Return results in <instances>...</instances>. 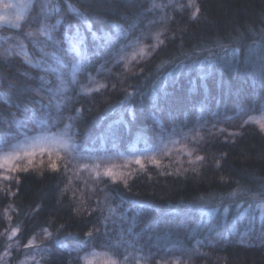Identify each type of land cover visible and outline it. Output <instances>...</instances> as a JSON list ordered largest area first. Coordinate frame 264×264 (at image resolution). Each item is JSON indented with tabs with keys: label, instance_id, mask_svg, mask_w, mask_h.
Masks as SVG:
<instances>
[{
	"label": "trees",
	"instance_id": "1",
	"mask_svg": "<svg viewBox=\"0 0 264 264\" xmlns=\"http://www.w3.org/2000/svg\"><path fill=\"white\" fill-rule=\"evenodd\" d=\"M2 2L0 22L17 19ZM12 2L23 15L25 1ZM53 2L62 31L79 35L57 38L53 73L0 54V139L25 135L26 119L29 130L65 120L83 155L139 157L179 134L190 137L189 159L142 161L91 188L71 183L62 162L4 174L0 155V263L29 254L36 264H83L123 244L142 264H264V218L235 211L264 202V131L246 119L264 114V0H155L151 10L153 0ZM29 12L13 29L0 26L3 52L36 31L40 0ZM130 43L149 48L129 57ZM61 80L62 91H49Z\"/></svg>",
	"mask_w": 264,
	"mask_h": 264
},
{
	"label": "rangeland",
	"instance_id": "2",
	"mask_svg": "<svg viewBox=\"0 0 264 264\" xmlns=\"http://www.w3.org/2000/svg\"><path fill=\"white\" fill-rule=\"evenodd\" d=\"M24 1L26 6V8H24V14L18 15L12 13V7H14L12 4L14 2H12V0H4L8 5H12L11 9L8 8V10H6V13L9 14V16L12 15L13 17H17L18 20L14 18V20L9 23L1 21L0 26L13 29L17 27L16 25L21 24L19 21L20 19L23 20L28 17V13H30L29 10L32 9V3L36 0ZM40 2L43 17L41 22L37 24L36 31L32 33L31 37L27 35L25 39H21L19 43L11 48L10 53L11 56L22 58L24 63H27V65L41 72L53 73L57 67L61 66L57 53L61 49V43L57 38L69 39L70 41L67 40L66 44L69 42L71 43V41L75 43V38L79 35V30L74 28V34L71 36L69 35L70 32L62 31L63 16L60 14V7H58L53 0H40ZM6 3L3 4L7 5ZM42 5L46 6L42 7ZM1 10L4 9L2 8ZM67 12L78 18V15H76L77 13L73 9L67 7ZM1 13L0 17H2ZM53 25L55 27H52ZM59 30L62 31L61 37L58 36ZM158 38L159 34L151 37L152 46L159 42ZM57 42H59V47H57ZM1 43L0 40V54H8L3 52V45H1ZM21 45H23V47H21ZM127 45L128 47H125L124 51L129 54V57H136L149 48L147 45L142 46L141 43L138 45L132 43ZM67 47V51H71L73 46L71 44ZM41 48L43 52H41ZM17 53H19V55H17ZM25 54H27V61L29 62H26ZM256 118V116H250L246 119L253 121L256 127L261 128L260 125L264 124V119L261 120L264 118V114L258 116L260 121H255ZM58 124L59 125L53 129L47 126L42 127L43 129L39 126L34 127L35 129H31L29 134H25L17 140L9 141V146L0 151V155L4 158L8 157L9 159V163L6 164L5 169H3V173L13 175L19 166H30L43 160L47 162L50 161L51 164L53 162H62L70 175L71 183L78 182L81 185L94 188L99 181L104 179L125 176L131 167L138 165L136 163L137 160L141 163L142 161L155 159H172L175 165H180L186 159H189L188 156L190 152L186 142L190 137L184 135L179 136V134H177V136L175 134L174 136L159 139L153 149L139 157L125 155L118 150H113L111 153L107 154L83 155L76 151L69 124L65 122V120ZM262 205H264V202L249 206H237L235 211L238 210L239 215L256 212L258 218L263 219L264 211L261 209ZM227 212L228 210L225 211V209L220 211L222 216H225ZM211 213H216V210L211 211ZM9 233L10 235L8 232L7 235L9 237L12 236L11 229ZM41 238H45V235L42 234ZM36 241V239L31 240L30 246L35 245ZM120 245L111 244V247L108 246L102 252L99 251L96 256H94L92 264H112L113 261H115V264H142L139 261V256L129 250L128 246L123 244ZM13 249L19 250V244H16ZM36 263L37 261L33 260L31 255L27 254L18 260L17 264Z\"/></svg>",
	"mask_w": 264,
	"mask_h": 264
},
{
	"label": "snow or ice",
	"instance_id": "3",
	"mask_svg": "<svg viewBox=\"0 0 264 264\" xmlns=\"http://www.w3.org/2000/svg\"><path fill=\"white\" fill-rule=\"evenodd\" d=\"M45 6L46 5H42V7H45ZM157 6L158 5L155 3V0H153V2L150 5L149 10H151L152 8H155ZM186 6L189 7V8H191L193 5L190 2ZM5 7L6 8H11L12 5H5ZM181 7H185V5H181ZM69 8L71 9V5H69ZM192 18L195 19V13H193ZM0 19H2V17H0ZM81 19L83 20V23L84 24H87V19L86 18L82 17ZM16 26H18V25H16ZM52 27H55V26L53 25ZM27 35L29 37H31L32 36V33L29 32V33H27ZM21 47H23V45H21ZM57 47H59V42H57ZM41 52H43V49L42 48H41ZM8 55H11V53H8ZM17 55H19V53H17ZM25 60H26V62H29V61H27V54H25ZM41 79L43 80V77H41ZM261 80H262V82H264V58H262V65H261ZM45 84H47V81H45ZM62 84H63V81L61 80L60 84H58L55 89H51L50 88L49 91H53L54 93H59L60 91H62V88H61V85ZM34 115H35V112H34ZM260 127H261V131H264V124L260 125ZM20 128H21L22 134H27L30 131L29 130V120H27V119L24 120V122L20 125ZM159 131H160L161 134H163L164 129H160ZM8 146H9V142L7 141V139H0V151L6 149ZM198 159H200V157H198ZM136 163L137 164H140V161L137 160ZM50 167L53 170H55V167H56L55 163L53 162L52 164H50ZM25 170H27V169H25ZM5 179H7V177H5ZM261 209H262V211H264V205L261 206ZM227 210L228 209L225 208V211H227ZM111 211L113 213H115L116 210L115 209H112ZM107 219L108 218L105 217V220H107ZM88 235L91 236L92 234L89 233ZM58 243L61 246H63V241H58ZM95 255H96V253H94V252L93 253L86 254L84 257L81 258L83 260V264H92V260H91L90 257H94ZM112 264H115V261H113Z\"/></svg>",
	"mask_w": 264,
	"mask_h": 264
}]
</instances>
